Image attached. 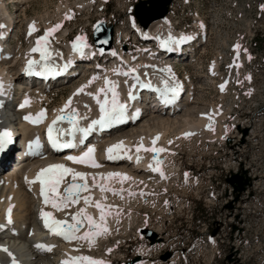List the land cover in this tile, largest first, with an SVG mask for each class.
<instances>
[{
    "label": "rangeland",
    "instance_id": "rangeland-1",
    "mask_svg": "<svg viewBox=\"0 0 264 264\" xmlns=\"http://www.w3.org/2000/svg\"><path fill=\"white\" fill-rule=\"evenodd\" d=\"M13 1L14 3L8 4L9 10L16 20L14 36L10 42L13 49L16 48L15 35H20L25 26L30 24V20H34L41 29L47 26L54 27L57 24L62 25L57 30V35H59L57 38L61 37L56 41L59 44H62V35L67 31L68 39L84 36L92 43L95 29H98L97 34L107 37V30L111 28L113 37L110 48H117L123 53L128 51L134 53L139 44L133 37L132 29L128 27L126 19L128 16L134 18L135 8L150 6L147 2H143L147 0H109L106 3H102L100 0H84V2L83 0H31L24 6L21 4V7H18L19 4L16 5L17 0ZM259 1H263L264 4V0ZM205 2L207 7L202 8L200 0H172L167 7L168 12L165 16L170 20L173 29L183 31H197L196 28L202 23H200L202 17L205 16L208 19L210 26L206 28L207 42L205 40V43H200L197 46L193 61L180 63L176 69L179 78L189 87L191 100L207 109L211 105L216 107L219 102L216 91L220 83L219 73L224 67L225 58L227 55L229 56L228 47L237 43L240 49L247 48V26H251V20L258 23L259 34H264V9H260L258 0H205ZM66 16L71 18L67 19ZM144 20L146 24L148 19ZM0 32L3 30L1 29ZM136 35L145 36L137 33ZM128 36L131 39L125 43L123 40ZM100 43L108 45L107 38ZM256 44L258 48L263 46L259 40ZM253 58L257 64L249 65L245 70L258 78L257 83L262 87L259 86L255 96H251L248 119L254 124L260 121L258 126H261L259 127L261 132L258 134L257 140L249 139L243 147H240L241 156L239 157H242L245 162H252L254 166V158H256V163H262L264 166V54L263 52L253 54ZM215 61L218 62V72L213 75L211 67ZM245 70H225L227 86L222 105L226 107L230 103H236L233 111L227 115L226 123L231 124L232 116L238 115L239 103H246L244 91H248V82H244L246 79ZM87 78L88 76L81 75L79 79L64 88H53L47 95L51 101L55 100V103L59 105L78 80ZM150 118V115H145L140 124ZM167 134L168 138H178L169 147L172 150V155L165 159L167 169L173 167L181 172L186 170L190 176L192 173L197 178L196 184L192 180L188 182L187 189H185L186 185L183 186L184 183H180L179 179V181L175 180L176 182L174 181L175 183L171 186L163 185L157 189L155 186L152 191L136 189L135 192L140 196L139 201H131L130 205L122 204L119 193L110 197L109 202L103 203L109 206L105 209H117L120 213V218L113 225L114 234L112 232L108 238L103 239V242L96 243V246L79 247L80 253L83 251L88 255L98 256L104 264H113L111 262L113 258L118 261L130 262L140 259V256L150 258L155 261V264H218V259L211 261L210 255L203 259L201 252L196 247L197 243H194L193 240L200 237V233L204 231H217L215 220L217 221L218 215L222 214L219 209V202L223 197L221 189L223 185L227 186L225 176L228 175V170L222 167V162L232 160V156L228 153L229 150H220V146L218 147L215 142L211 143L206 137L198 139L195 135L180 136V132L177 131ZM19 139L20 135L19 138L16 137L15 141H20ZM236 142L238 143V141ZM13 154L14 152L11 157ZM259 171L261 174L263 173V171ZM119 190L126 189L120 188ZM211 191L214 192L213 195L210 194ZM210 195L212 196L210 197ZM214 197H217V200H213ZM115 198L116 201H114ZM253 200L256 202L257 199L253 198ZM252 207L255 208V205L252 204ZM162 211L168 213L162 215ZM133 215L135 222L130 219ZM129 222L131 223L129 224ZM158 226H162V229L159 230ZM253 227L254 237L250 239L247 232H252ZM147 232L152 237H149ZM238 234L239 247L243 255L253 257V249L262 251L264 247V207L260 215L255 217V221L253 218H246L245 221L239 223ZM110 236L113 238H109ZM166 252L178 255L180 261L174 263L175 261L173 262L169 258L166 262H162L161 257ZM184 253L188 258L187 261L182 257L185 255ZM261 255L264 254L261 253ZM219 259H222V255L219 256Z\"/></svg>",
    "mask_w": 264,
    "mask_h": 264
},
{
    "label": "bare ground",
    "instance_id": "bare-ground-1",
    "mask_svg": "<svg viewBox=\"0 0 264 264\" xmlns=\"http://www.w3.org/2000/svg\"><path fill=\"white\" fill-rule=\"evenodd\" d=\"M9 1L10 2H7L6 0H0V25H4V27L1 28L2 30H5L6 28L11 26L13 30L15 29L16 20L13 13L10 12L8 7V4L14 3V1L13 0H9ZM30 1L31 0H17L16 5L19 4L18 7H21V4L22 6H24ZM165 1L166 0H147L146 2L150 5L148 8L147 7H142L140 9L135 8V15L137 17V20L141 24V27L143 26V28L136 27L137 28L136 33L138 35L141 34L146 35L147 34V32L145 31L146 29H148V31H151L152 35H155L156 31H160L168 27V25L170 24L169 20L166 18L163 19L162 18L163 16H161L163 14L162 12L164 11L163 8L165 5ZM25 13L26 12L24 10V14ZM144 19L146 20L148 19L146 24L144 22L145 21ZM30 23L31 25L34 23L35 26L38 27L34 20H30ZM147 24L150 25L148 28H146L148 26ZM204 33H205V27L201 23V34ZM194 35L195 34H193L192 36ZM60 38L61 37L57 39L59 40ZM9 39L10 38L7 37L5 43L9 42ZM95 39L97 41V46L100 45L101 41H104V38L101 35L98 36L96 35ZM172 63H173L172 65L173 69L175 65L180 64L177 61L176 62L172 61L168 63L166 60L161 64L162 65L161 68L165 72H169L167 70L170 69L171 71L170 65ZM217 69H218V62L215 61L213 63V66L211 67V72L214 73L213 75L217 73ZM0 71L3 72L7 77L4 100L9 102L10 104V102L13 99L12 89L15 87V85H20L21 88L24 85L23 78L18 74L19 64L14 63L13 60L3 61L0 63ZM90 72H94V71L90 69ZM67 85L68 83L63 84V83L55 82L53 83L52 86L54 89H60L66 87ZM77 89L78 87H74V90ZM48 93H49L48 90H40L38 92L36 91L33 94H26L22 92L20 97L24 96L23 102L25 101V99H28L29 101V104L26 105L25 107H21V106L17 108L8 107L7 111H1V105H0V127H2L3 126L2 124L6 121V119H8L14 131L19 132L21 126L18 125L23 124L24 132L19 134L20 135L19 140L23 141L26 144L29 141L28 134L31 130L39 127V125L47 117L56 115V113L60 112L62 109L63 111H65V107H64L66 104L65 100H63L58 105L55 103V100L54 101L50 100V98L47 95ZM69 97L73 99V104H71L70 107H68L67 109L69 112H73V114H75L76 109L77 110L88 109L89 111L91 110L89 109L90 108L89 103L86 102V100L81 98L80 96H74V94L72 93ZM0 102H2L1 99ZM198 104H199L198 102L192 101L191 98H188L186 101L182 99V101L179 104V107L175 109L172 113L156 112V113L147 114L150 115L151 117L150 119L143 121L142 124H140V122L143 119H140V121L136 122L134 125L128 126L129 129L124 128L114 135L107 136L106 140L113 143L115 142V140L121 137L123 139L122 142L126 144V146L133 145V148H135V146L138 144L137 143L138 141H141L143 144L146 143L152 144L153 139L159 136V140L156 142V144H162L165 147L169 148L170 146L173 145L175 141H177L178 138L176 139L175 138L172 139L171 137L168 138L167 133L177 131L178 133L180 132V136H185L184 135L185 133H193L192 135H195L196 137H198V139L201 137H206L208 141L213 143L214 141H219V139L221 138L224 132L221 121V119L223 118L221 115V110L224 111L225 117L227 118V115H229L230 112L233 111V107L236 106L234 104L236 103H230L226 107H223L222 105V109L220 107L217 106L215 107L213 105H211L207 109H204V107L202 108ZM41 111H44L45 113V116L41 119V122L32 125L29 120L25 119V117L29 115H31L33 119H35L37 114L40 113ZM210 124L212 126L211 130L208 127ZM19 135L18 137L17 136L16 137L19 138ZM20 141H15V142H20ZM15 149L16 146H13V149L9 152L8 157L5 158L6 161L5 163L10 161L11 158L15 156L16 154ZM107 149L106 148L94 149L92 158L99 165V167H92L91 164H82L76 162L73 163V167H76L78 172L85 173L84 180L77 179L76 181L73 182L88 183L90 185V188L87 191H83L84 193H82L81 196L82 199L86 196L91 197V201L89 204L86 205L83 199L74 205H70V211L74 210L73 214H70L69 212V215H71L72 217L79 212V209L83 208L86 210L85 212L86 215L93 216V218L97 222H99V210L94 206L96 201H99L102 205H104L103 203L109 202L110 197L116 195L118 191H120L119 199L120 201H122V204L130 205L131 201L133 202L139 201L140 196L138 195L139 193L135 192L136 189H140V190L145 189L148 191H152L154 190V186L156 185H157L156 187L157 189L159 186H163V185L171 186V184L176 182L175 181L176 172H174L173 168H171L170 170H164L163 172L164 175L162 176V179L154 182L155 180L154 178H152L154 174L145 171L146 169L151 170V168L149 167V163L138 164L137 162L136 165H132L131 163L127 162L126 159L123 158H120L117 162H110L109 159L107 158L108 156ZM13 152L14 154L11 157ZM131 159L135 161V158H131ZM159 159L162 160L163 158L161 157ZM35 161L36 160L30 159L23 166L22 165L19 166L11 163L12 164L10 165L11 169L9 168L8 170H6V173H8L7 175L15 176V174L20 172L22 168L35 163ZM6 166H9L8 163L3 165L2 168H0V222L2 223L3 221L4 209L12 206V211H13L12 215L15 223L14 227L15 229H17V236L13 237L10 232L11 230H4L0 236L1 237L0 241L13 239L14 241H17L16 243L18 245V249L20 252H22L23 250L28 251V256L30 259L28 261H30V263L49 264L53 256L52 255L40 256L36 254V252L31 248V244H30V239L33 238V235L31 234L28 235L26 231L27 228L34 223L35 211L40 205L36 203L34 193L30 186L28 185L21 186L20 182L18 181L16 183L15 181L18 180L16 177L13 180V184H10L8 181L5 180L4 177H2L4 172L3 173L1 172ZM108 173L125 174L128 177H130V179L124 180L123 182H121L120 178L118 177L108 179L107 178ZM18 176H21V174ZM161 181H164V183L163 182L160 183ZM100 184H104L107 187L114 189L116 194H114L111 191L102 192L100 190V187L98 186ZM120 188H125L126 190L123 191L119 190ZM116 198L114 199V201H116ZM150 203L152 202L150 201ZM105 212L110 213L106 215V221H105L108 232L106 234H101L97 237H94L91 243L87 240L78 239L77 243L70 247V251L72 255H74L75 257L81 255L84 256L87 255L83 251L80 253L78 248L82 246L92 247L99 241L103 242V239H105L106 237L108 238V236L112 234L113 225L118 220V218H120L119 217L120 213L117 211V209L116 210L105 209ZM164 213H165L164 211L161 212L162 215ZM134 215L130 219L132 221L134 220L135 222ZM130 223L131 222H129V224ZM82 227H83V231L80 233V235H83L84 232L89 231L86 220L83 222ZM158 229L161 230L162 226H158ZM111 237L112 236H110L109 238ZM57 259L60 260L63 258L58 257Z\"/></svg>",
    "mask_w": 264,
    "mask_h": 264
},
{
    "label": "snow or ice",
    "instance_id": "snow-or-ice-1",
    "mask_svg": "<svg viewBox=\"0 0 264 264\" xmlns=\"http://www.w3.org/2000/svg\"><path fill=\"white\" fill-rule=\"evenodd\" d=\"M67 19H70V16H66ZM4 27V25H0V28ZM62 27V25L57 24L53 28L48 29L45 31V34L43 36H40L36 40V46L31 49L32 52H39L40 53V60L44 61V68L46 71L51 72L52 69L49 68L47 61L51 57V53L48 51L47 45L49 43V37L53 35L54 32L59 30V28ZM36 30L35 24L29 26V35L32 34V32ZM194 37L188 36L181 38V42L183 40H191ZM84 37L83 36H77L75 38V41L73 42V49L76 51H82V47L84 46ZM169 39H172V37H169ZM168 41H163L162 46H167ZM236 51L238 52L240 49L239 45L235 46ZM39 62L36 60H28L27 67H26V73L28 75H41L42 73L39 71H34L33 66L38 64ZM167 71H170L168 69ZM214 74V73H213ZM247 79H250V77H247ZM107 83H111L109 81H106ZM164 90L161 92V96L164 98L163 102L165 104L170 103L175 97L179 94V90L181 88V85L176 82L175 80L172 81L170 84L168 80H164ZM143 87L151 88V84H145L142 85ZM221 90L224 89L225 85H221ZM3 85L0 83V90H2ZM112 91V98L111 101L107 98L104 99L103 103L100 102L99 99H97V103L100 105V118L98 120H95L92 122L93 125L99 124L102 128L108 127L114 122H122L125 118V105L118 103L117 101V94L114 90V87L112 89H109ZM79 91H83V88H81ZM100 92H105L106 90L104 88H101L99 90ZM156 91L160 92V89H156ZM169 94H171V99H169ZM29 104L28 99H25V101L20 105L21 107H25ZM71 104V99L65 104V108H68ZM63 111V109L61 110ZM45 116L44 111H41L37 114L36 118L33 119L31 115L26 116L25 119L29 120L33 123H39L41 122V119ZM65 119L64 116H57L53 120V125L56 124L57 121ZM70 124L73 125V128H75V120L73 119L72 115H69L67 117ZM211 130L212 126L211 124L208 126ZM90 128L81 129V131L84 132L85 135L90 131ZM193 133H185V136L192 135ZM48 140L51 146L57 150L61 148H71L75 147V145L71 142L63 143L61 144L58 140V137L53 136V128L50 126L48 128ZM159 140V136L153 139L152 144L153 147L146 148L143 146V143L137 147L136 151L140 152L141 150L145 152H152V153H160L165 151L163 148H157L155 147L156 142ZM10 133L8 131L0 132V151H3L5 146L10 143ZM33 145L35 148H40V142L37 138L32 144L29 145V148L32 149ZM123 150V142L117 143L115 145H112L107 149L108 156L107 158L109 160L112 159H118L120 158V151ZM93 148H89L86 152L83 153L82 156L76 157V156H69L67 157L68 160H71L76 163H82V164H91L92 167H99V165L95 162L93 157ZM115 153V154H114ZM131 158V157H129ZM140 157L137 156V162H139ZM153 160L156 165H160L161 161L157 159V157L154 155ZM152 171L160 172L161 176H163V172L161 169L157 166L154 167L153 165H149ZM71 175L72 181L84 180L85 179V173L82 172H74L72 169L66 167L63 164H52L49 165L46 168H43L40 170V172L35 177V180L32 182H38L40 185V195L43 197V203L45 205H51L53 209L56 210H62L63 208L67 207L69 204H74L79 202L80 193L81 191H87L89 188V185L87 183H75V182H68L67 186L61 191V184L65 181L66 176ZM114 177L120 178V181L123 182L124 180L130 179L125 174L121 173H108L107 178L111 179ZM103 179V178H102ZM31 183V182H30ZM100 187V190L102 192H113L115 193L114 189H111L107 187L104 184L98 185ZM131 194V193H130ZM143 195V193H141ZM84 203L87 205L91 201V197H84ZM99 210V222H97L93 216L86 215L85 209H80V211L72 217L73 223H68L64 220H59L54 218L53 214L47 211L41 210V219L43 220L44 227L48 229L51 233L54 235L62 236L66 240H87L90 243L92 242L94 237H97L101 234H106L108 232V229L106 227V215L110 213L105 212V208L109 207L106 205H102L99 201L95 202L94 205ZM11 211L12 206H10L7 210V220L8 223H12L11 220ZM87 221V227L89 231H86L83 233V235H77L80 232V227L83 225L84 221ZM38 248H43L46 250H51L50 246H45L38 244L36 245ZM4 251H7V249H3ZM81 261H86L87 264H104L101 260H94L90 257H72L71 258V264H79ZM64 264H70L69 261H65Z\"/></svg>",
    "mask_w": 264,
    "mask_h": 264
},
{
    "label": "built area",
    "instance_id": "built-area-1",
    "mask_svg": "<svg viewBox=\"0 0 264 264\" xmlns=\"http://www.w3.org/2000/svg\"><path fill=\"white\" fill-rule=\"evenodd\" d=\"M258 3L260 9H264L263 1L258 0ZM247 28L249 29V31H251L252 36H254L258 32V23H254L251 20V26H247ZM259 37L261 39L264 38V34H259ZM247 77L250 78L252 77V81H250L249 79H244V82H248V91H244L246 93V103H239L238 115L232 116L231 125H235V126L238 125L240 127H244L248 125L249 122L248 117L250 116L251 96L257 92V88L259 86L262 87V85H258L257 83L258 78L254 77L252 74H249L248 71H246V78ZM239 145L240 144L238 143L232 145L233 149L230 150L231 152L229 151V153L232 155V162L235 168L239 166L240 163H242V158L239 157L240 155V151L238 148ZM255 145L257 144L255 143ZM254 162H255V166L252 171L253 172L252 177H255L259 173V170H264V166H262V163H256V158H254ZM226 202L227 200L219 202V208L223 205V203ZM237 207H239V204L237 205ZM262 210L263 208H260L259 210H251V212H246L247 214L244 213L239 214L238 211L235 210V212L232 215H227V216L224 215L217 217V223L220 224V227H219V233L216 235V238L219 240V243L222 245L220 251L223 260L225 256L228 255L229 253L233 254L232 259L234 260L235 258L241 256L242 253H241V248L239 247V234H238L239 223L245 221L246 218H253V220L255 221V217L259 216ZM232 225L236 226V229L234 231H232L231 228ZM247 234L250 239H253L254 227H253V231L247 232ZM243 257L246 264H264L263 255H261V251H255L253 249V257H246L245 255H243Z\"/></svg>",
    "mask_w": 264,
    "mask_h": 264
},
{
    "label": "water",
    "instance_id": "water-1",
    "mask_svg": "<svg viewBox=\"0 0 264 264\" xmlns=\"http://www.w3.org/2000/svg\"><path fill=\"white\" fill-rule=\"evenodd\" d=\"M170 1L171 0H166L165 1V5H164V8H163L164 11L162 12L163 14L161 16H164L167 13V9L165 8V6H167L170 3ZM109 37H110V30H109ZM243 174H244V172H243ZM227 182L230 183L234 187V190L236 192H240V191L244 190V186L248 183V179H244L242 175H233L227 180ZM148 234L152 237V235L150 233H148ZM167 258H169V254L168 253H166L162 257L163 260H166Z\"/></svg>",
    "mask_w": 264,
    "mask_h": 264
}]
</instances>
